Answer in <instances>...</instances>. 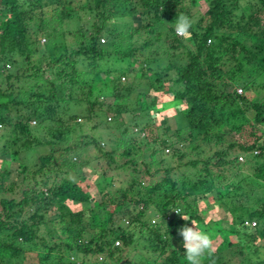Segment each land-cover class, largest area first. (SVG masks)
I'll return each instance as SVG.
<instances>
[{"label":"trees","instance_id":"16d2710c","mask_svg":"<svg viewBox=\"0 0 264 264\" xmlns=\"http://www.w3.org/2000/svg\"><path fill=\"white\" fill-rule=\"evenodd\" d=\"M110 1L84 0L81 8L92 18L86 36L75 48L62 47L53 55L61 37L53 39L54 34L45 31L47 43L43 46L37 39L28 42L30 35L41 31L33 11L55 5L64 13L62 20L69 19L74 12L71 1L0 0V63L16 68L14 74L5 76L0 88V127L4 128L0 154L16 156L23 147L27 152L18 158V180L9 177L7 166L0 168V264H28L31 257L37 258L36 245L47 246L46 253L53 247L59 249L66 264H84L82 258L91 256H104L93 264H110L122 247L142 253L137 263L130 264H186L178 229L189 222L203 226L198 216L200 203L222 213L221 224L212 227V234L197 227L217 240L202 264H264V193L260 199L253 196L250 200L251 185L240 177L241 172L233 173L240 168L236 159L240 155L253 171V179L264 184V131L255 126L264 127V94H254L255 86L248 82L249 69L264 74V0H203L204 10L199 15L192 10L199 0H117L107 9ZM180 14L192 21L189 39L178 37L168 24ZM134 20L135 26L131 24ZM141 31L147 32V38L141 43L131 41ZM153 31H157L154 37L150 35ZM116 37L118 44L127 43L126 51L112 52ZM177 50L184 53V62L178 65L171 62ZM33 53H40L46 62L32 63ZM157 64L165 65L163 77L149 79L148 72L152 66L157 69ZM171 68L174 78L165 76ZM124 75L139 82L136 86L123 84L120 79ZM253 77L256 75L250 79ZM23 84H31L29 90ZM234 86H240V94ZM260 88L264 91L263 85ZM22 93L23 100L14 98ZM64 94L67 109L86 104L84 115L58 107L56 98ZM122 100H128L138 116L122 121L124 105L112 108ZM168 100L173 104V129L167 124V115L158 120L151 116L153 108ZM96 109L112 114V124L95 114ZM58 113V125L66 120L74 126L81 117H100L92 127L104 122V129L118 130L123 139L136 136L137 144L144 141L145 130L154 126L157 139H151L148 153L153 159L140 163L150 181L142 186L133 177H123L124 182L117 181L120 193L116 196L112 176L127 169L137 174L140 164L135 157L144 158V153L129 145L120 152L124 161L116 163L113 150H101L94 140L84 147L90 145L96 158L104 160L100 163L104 168L90 183L97 197L88 192L89 186H81L84 179L78 174L84 162L59 173V167L52 164L58 152L52 147V138L60 131L51 128V119ZM244 130L252 137L249 143L234 138ZM19 136L25 137L26 144L19 143ZM167 147L168 155L163 153L164 149L168 152ZM38 148L45 153L36 155ZM34 154L35 159H29ZM64 158L62 163L67 161ZM173 162L177 165L171 166ZM151 165L157 166L152 172L148 170ZM153 174L160 176L152 179ZM16 183L20 188L15 196ZM248 200L245 216L235 214L234 209ZM149 210L161 222L151 225L146 221ZM120 217L129 218L131 229L114 225V218ZM41 228L61 237L60 244L50 247L47 238L39 236ZM256 240L261 244L256 245Z\"/></svg>","mask_w":264,"mask_h":264},{"label":"rangeland","instance_id":"374dc122","mask_svg":"<svg viewBox=\"0 0 264 264\" xmlns=\"http://www.w3.org/2000/svg\"><path fill=\"white\" fill-rule=\"evenodd\" d=\"M71 1L70 4L72 6V9L74 10V12L72 13V15L69 16V19H63V17L61 15H63L64 13H62L61 9L59 7H55V5H50L46 8H41V9H35L33 12V16H34V21L35 24H39L38 27H41V31H38V34H35V36H29L28 42L32 39H37L38 40V45L41 47L43 46V44L47 43L46 38L43 36V32L47 31V32H51V34H54V38L53 39H57L59 37H61L62 41L60 40L59 44L57 45L56 50H54V52H52L53 55H57L63 48L66 49H73L75 48L79 43L82 42V37L86 36L85 34L87 33V23L92 20V18L90 17L89 14L85 13L84 9H82L81 7H83L84 5V0H68ZM118 2L117 0H111L108 3L107 9H109L110 7H113L115 5V3ZM194 10V13L196 14H201L204 10V1L203 0H199L197 2V6L196 8L192 9ZM75 13V14H74ZM61 16V17H59ZM60 19V20H59ZM95 21V19H93ZM131 24L133 26L136 25L135 20L131 22ZM41 25H46V27H43ZM44 28V30H43ZM157 31H153L150 33V35L152 37H154V35H156ZM62 34V35H60ZM121 38V37H120ZM147 38V32L145 31H141L140 34L136 37H133L131 39V41L136 40L137 43H141L144 39ZM52 39V41H53ZM104 39V45L106 44V38L103 37ZM119 37H116V44L112 47V52H124L126 51L129 46L127 45V43H122V44H118ZM45 41V42H44ZM49 42V41H48ZM61 45V46H60ZM188 48L189 45H188ZM105 50V48H104ZM67 51V50H66ZM174 56L173 59L171 60V62H174L173 64L178 65L179 63H183L181 62V58H182V50H177L174 52ZM184 54V53H183ZM19 61L22 63L23 67H25V65H27L26 61H24L23 57H21L19 59ZM30 61L32 63H36L37 61L40 62H46L45 58L40 57V53H33L30 55ZM157 69H153L155 68L154 66H152V68L150 69V71L148 72V75L150 76L149 79H153V77H163V71L162 67H164V64H157ZM14 69L10 67L8 64L6 63H0V70L2 71V73H0V88L4 87V83H5V76L8 73H13L14 74ZM172 69V70H171ZM171 69H167L165 71V76L169 77V78H174L175 77V71L173 70V68ZM249 71L252 73L249 75V83L252 86H255L253 88V93L254 94H264V91L262 88H260L261 85L264 86V74L261 72L256 73L255 72V68H251L249 69ZM16 72V70H15ZM255 74L256 77H253L250 79V76ZM53 77L50 76V79H52ZM12 82V81H11ZM120 82L123 84L128 83H132L134 86L137 85V82H139L138 80H134L132 75H124L123 79H120ZM25 83V82H23ZM25 90H29L30 86L28 84H23L22 85ZM176 85H173L171 89H175ZM259 87V88H258ZM233 89L235 90V92L237 94H240V92H238L237 90H240V86H234ZM136 90V89H135ZM47 90H43L42 93L46 94ZM26 92V91H25ZM100 93V92H99ZM102 94H105L106 91H102ZM100 93V95H102ZM151 93V92H150ZM94 94V92H93ZM158 94V93H157ZM156 94V95H157ZM16 97V99L19 100H23L25 98V95L22 93L20 95H14V98ZM57 103H58V107L60 109H67V104H65V99H66V94L64 95H60L57 98ZM111 101L110 99H105V102H109ZM115 105H124L125 107V113L123 114V118L122 121H127L130 117L133 116H138V114L135 111H132V109L129 107L130 103H128V100H122L119 101L118 103H114L112 105V108L114 109ZM84 107H86L85 103H81L79 105H73L71 107L68 106L67 109V113H71V114H78V115H82L84 112ZM154 111L152 113V118L154 117V120H158L159 118H161L162 115H167L168 121L167 124L170 126L171 129L174 128L173 123H172V119H170L173 115V104L171 102L166 101V103L162 104L161 107H156L155 109L153 108ZM95 114L102 115L103 116V120L105 123H107V125H111L112 124V114H108L105 115L104 114V109L101 110H95ZM84 115V114H83ZM101 116V117H102ZM107 117L110 118V120H107ZM59 118V113L57 115H54L52 120V130H58L60 131V133L55 134V136L52 138L54 140V145L52 146L53 149L58 150V152L56 153V156L54 158L53 161V165H57L59 167V173H64V171L66 170V168L69 169V167L72 168H76L77 163L82 161L83 163V167L81 169V172L78 174V177H83V181L81 183V186L83 185H87L90 187V189L88 190L89 193H91L94 197H97L95 195V191L93 190V188H91L90 183H92L95 178H96V174H99L102 169L104 167H102V165L100 163H103L104 160L102 158H96V151L89 145L87 147H84V144H89V142L91 140H94L96 142V146H98L101 150L104 151H108V150H113V155L112 157L115 158L114 161L116 163H120L121 161H124V157L120 156V152L125 149L126 147H128L129 145H133V146H138V150L141 153H144V158H139V157H135L136 162H139V164L141 162H146L148 163L149 161H151L153 159L152 157L148 158V153H149V149L150 147V141L151 139L155 138V127L152 126L150 127V129L148 128L147 130H145L146 132H144V137H142V140H144L142 143L137 144V142H134L136 139V136H130V138H126L123 139L121 138L118 130L116 129H104V126L106 125L104 122L100 124L99 127L94 128L92 127L93 125H95V123L100 120V117L94 118V116L89 117L87 119L85 118H80V121H76V125H73V123L71 122H65L66 120H64V123L61 125L56 124V120ZM102 119V118H101ZM33 124L32 121L30 122V125ZM258 128H261V130L264 131V127L262 126H257ZM157 127V126H156ZM4 132V128L0 127V136L1 134ZM132 132H134V130H132ZM135 133V132H134ZM159 133V131H158ZM247 130H244L240 135H234V138L236 139V141H238L239 143L245 141V142H250L252 137L250 138L247 135ZM143 136V135H142ZM48 137V135H47ZM25 137L22 138V136H19V143L22 144H26V140L24 139ZM159 138V137H158ZM27 139H31L29 136H27ZM157 139V138H155ZM149 145V146H148ZM69 148L68 151H63V148ZM168 152H166V149L163 150V153H166L167 155L170 153V149L169 147H167ZM24 147L23 148H19L17 150V154L16 156H11V155H3L1 156L0 154V168L3 166H7L9 168V177L12 178V180H18L17 174L20 171L19 170V156H24ZM45 153V151L42 148H38L37 149V154L36 155H40ZM35 154L33 156H30L29 159H31L33 157V160L35 159ZM62 157H65L67 161H63V163L60 161V159ZM154 157H156L154 155ZM28 158V157H27ZM64 158V159H65ZM137 158V159H136ZM237 162L239 167L237 170H235V172L233 173H237V172H241L240 177L243 176L246 178L247 182L249 185H251V191L249 192V196L252 200L254 197H257L258 199L261 198L262 194L264 193V184L258 180L253 179L252 177V170L251 168L248 167L247 164L243 163V158L238 155L236 157ZM32 160V159H31ZM183 162V161H182ZM182 162H178L179 164ZM62 163V164H61ZM177 164L175 162L172 163L171 166H176ZM156 165H151L148 167V170L150 172L154 171V169L156 168ZM156 174V173H155ZM155 174H153V178L155 179ZM238 174V173H237ZM70 177H77V175L75 174H69ZM133 177L135 180H139L140 184L142 186H145L149 181H150V176L148 175H144V170L142 167V164H140L139 168H138V173L136 174V172L131 171L130 169H127L125 171H122L121 174H116L113 175L112 178L114 177L115 180V185L113 186L114 189L117 191L116 196H119L120 191L118 192V185L119 182H117L119 179H123V182L126 180V178L123 177ZM160 175L158 174L159 177ZM17 178V179H16ZM238 179V178H237ZM16 188H20V184L16 183V185L14 186V194L13 195H17L18 191L16 190ZM135 188V187H134ZM14 196V197H15ZM254 196V197H253ZM256 198V199H257ZM248 201H243L242 204L245 206L242 207H237L235 208V214H241L243 217L245 216L246 212L249 210V202ZM67 206L70 209H73V205L70 204L69 202H66ZM125 205H127V203H124ZM208 204L205 203H200L198 204V216L202 218L203 220V226L199 225L197 222H193L194 223V227H204L207 229L208 233L212 234L213 232L212 227L215 225L220 226L221 224V220H220V216L222 215L221 211H218L216 207H209L207 206ZM204 208H206V211L204 210ZM212 209V210H211ZM147 214V218L146 221H148L151 225H155L158 224L159 220H156L155 217L153 216L152 210H149L146 212ZM234 215V213H233ZM245 219V218H244ZM129 218L128 217H120V219H116L114 218V225L115 226H121L122 228H128L131 229V227H128V223H129ZM230 221V220H229ZM185 226V225H184ZM189 226H191V222H189ZM41 232L39 236L44 235L45 238H47V243L50 247H53L54 244H60V239L62 240L61 237L58 238V236L55 234H53V231L48 232V230H43V228H41L40 230ZM48 233V235H46ZM55 233V232H54ZM50 237V238H49ZM55 237V238H54ZM88 237V236H86ZM58 238V239H57ZM214 239V238H213ZM55 240V241H54ZM234 237H230V241H234ZM54 241V242H52ZM214 243L217 242L216 238L215 240H213ZM256 245L261 244V240H256L254 242ZM114 245V243H113ZM115 246V245H114ZM118 246V245H117ZM45 247V248H44ZM39 246L36 245V248L34 249V251H36L37 254V258L35 256L31 257V261L28 264H66L64 263V254L61 253L62 251H60L59 249L57 250L55 247H53L54 249L52 251H50V253H46L47 246ZM119 248H121V245L118 246ZM122 252L116 253L113 255V257H111V262L110 264H130V263H137L139 261V255H142L141 252H136L133 251L129 248H124L122 247ZM58 252V253H57ZM104 256L101 257H96V256H91L90 258H82L85 262L84 264H93L94 262H100L103 260ZM116 257L120 258L119 261H116ZM38 259L39 263H35L33 260ZM66 260V259H65ZM68 260V258H67ZM33 261V262H32Z\"/></svg>","mask_w":264,"mask_h":264},{"label":"clouds","instance_id":"9594fccd","mask_svg":"<svg viewBox=\"0 0 264 264\" xmlns=\"http://www.w3.org/2000/svg\"><path fill=\"white\" fill-rule=\"evenodd\" d=\"M168 24L178 37L183 39L191 37L192 21L188 16L180 14L173 22ZM175 212L179 214V210ZM159 219L161 220V216ZM182 219L188 221L187 218ZM178 235L182 238L186 264H202V258L211 254L214 246L212 237L207 232L194 227L193 222H191V226L185 225L178 229Z\"/></svg>","mask_w":264,"mask_h":264},{"label":"built area","instance_id":"2783aa9c","mask_svg":"<svg viewBox=\"0 0 264 264\" xmlns=\"http://www.w3.org/2000/svg\"><path fill=\"white\" fill-rule=\"evenodd\" d=\"M102 41H103L102 39L99 40V42H102ZM207 43H208V40H207ZM237 91L240 92V90H237ZM251 224L253 225V223H251ZM114 245L117 246L118 243L117 242H114Z\"/></svg>","mask_w":264,"mask_h":264}]
</instances>
